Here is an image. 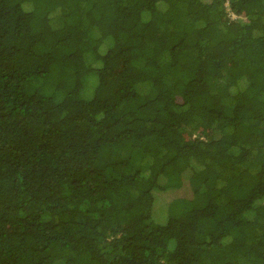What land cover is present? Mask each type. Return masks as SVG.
Masks as SVG:
<instances>
[{
  "label": "trees",
  "instance_id": "trees-1",
  "mask_svg": "<svg viewBox=\"0 0 264 264\" xmlns=\"http://www.w3.org/2000/svg\"><path fill=\"white\" fill-rule=\"evenodd\" d=\"M0 264H264V0H0Z\"/></svg>",
  "mask_w": 264,
  "mask_h": 264
},
{
  "label": "rangeland",
  "instance_id": "rangeland-1",
  "mask_svg": "<svg viewBox=\"0 0 264 264\" xmlns=\"http://www.w3.org/2000/svg\"><path fill=\"white\" fill-rule=\"evenodd\" d=\"M230 14H232L230 12ZM33 80H39V81H42L44 80L43 78H40V77H32L31 79H29L22 87H23V90L24 92L26 93H32L34 92V88L29 85ZM88 81H92L94 82L93 83V86H92V83L89 84L88 86H85L84 84V87L81 89V95L84 99H90L93 97V94H94V89H95V86L97 85L98 83V77L96 74H88L84 77V83L88 82ZM61 92V90H58ZM160 199H162L163 202L160 201V204L158 205V209L155 211V218L158 222L160 223H165L166 221V205H165V197H160ZM159 199V200H160Z\"/></svg>",
  "mask_w": 264,
  "mask_h": 264
},
{
  "label": "clouds",
  "instance_id": "clouds-1",
  "mask_svg": "<svg viewBox=\"0 0 264 264\" xmlns=\"http://www.w3.org/2000/svg\"><path fill=\"white\" fill-rule=\"evenodd\" d=\"M231 16H232L233 18H235V17H236V15H234L233 13L231 14Z\"/></svg>",
  "mask_w": 264,
  "mask_h": 264
}]
</instances>
